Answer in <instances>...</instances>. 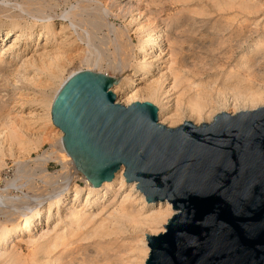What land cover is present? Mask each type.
<instances>
[{"label": "rangeland", "instance_id": "374dc122", "mask_svg": "<svg viewBox=\"0 0 264 264\" xmlns=\"http://www.w3.org/2000/svg\"><path fill=\"white\" fill-rule=\"evenodd\" d=\"M232 1L231 0H0V53H2L1 49L4 48V46L7 45L9 46L11 45V42L13 41L15 42L16 40L15 37H17V33L20 32L22 34V36L19 38L17 42L18 44L15 45L16 47L14 48V50H12L9 53H6L2 58L1 60L2 62L0 64V70L6 69L7 67L8 69L7 72L9 73L10 71V73L13 74L11 76L10 73L9 74L7 73V76H5L7 78L0 79L1 80L0 81V132H1L0 136H2V138H0V144H1L0 159L3 158L0 161L4 163L0 167V195L5 197L4 200L9 199L11 197V199H9V201L11 200L9 204L11 203L12 205L13 202L14 205L12 206L14 207L12 208L18 209L19 207H21L20 209L23 208L28 209L31 205V202L34 201V199L36 198L34 196L40 197L41 195L42 196L44 195L43 197H45L46 194L47 195L53 194L55 191H57V189L60 188L61 185L67 182L66 181L67 179L74 181V183L77 185V188L80 190V194H81L79 195L77 200L73 202L70 200L67 206L68 213L70 210L73 209V207L74 209L77 210L83 208V211H85L92 206L93 201L92 202L90 201L95 199L94 193L89 194L87 192L86 183L82 179L83 177L81 176V173L83 175L84 173L79 167V165L75 161L74 162L76 166L73 165L72 163L67 162L68 157H66L61 152V148L59 144L60 132L53 126L51 121H49V116L47 115H48V106H49L48 103H50V100L54 95L56 89L65 78H67L70 75H73L74 73L75 74L79 73L81 71L98 69L87 65V59L94 60L97 52H98L97 55L101 57L100 59L102 60L101 62L102 68L100 70L102 74L101 73L100 74L104 75L111 81L117 83V85H113L112 92L113 91L117 92V95L116 94L115 95L117 101L120 102H124L125 98L131 95V93H133L136 89H140V88L143 89V87L145 88V86L146 85L148 86V84L149 85L156 84L157 81L160 79L158 78V76L161 77L163 75L161 78L165 83L163 82L162 85L165 86L163 88V86L161 85V88L164 91H167L170 85L172 86L173 81L171 82V79H168L167 76L170 73L169 68L172 64L171 59L175 60V57L169 54V45H170L169 43L171 41L175 42V45L173 44L175 48H180L184 51V56L187 58V61L193 58L192 59L193 62L192 60H190L189 64L192 65V70L197 74V76H195L196 78L194 76H189V78L193 80L194 84H199V83L204 84L206 82L213 83L215 82L214 78L215 79L219 78L216 80L217 83L215 84L217 85L218 88L219 86L221 88L222 86L225 85L226 83L225 78H227L230 70L232 69L233 71L237 72L236 63L241 65L240 68L242 69L240 71L242 73L243 70L245 69L243 66H246L245 63L249 65L251 62L254 61V59L257 61L261 59L259 62H263L264 61L263 59L264 58L263 55L264 54V48H263L264 47V0H258L259 7L254 11L251 12L248 11V13L247 11L241 9L240 5L242 3H250L251 1L254 2V0H235L233 2ZM223 2H230V4H224ZM97 6L99 8L101 7L100 8L101 10H98ZM102 10L104 11V13L107 11L106 12L107 14L105 16H103L104 13L101 12ZM66 13L75 15V21L79 28L78 29L79 34H83L84 31H88V33L90 34V43L94 45L96 50L95 52L91 53L86 43H83L82 41L79 40L78 37H76L77 34L74 33V31H72V28L69 26L68 20L62 18V16ZM100 13H102L103 15ZM43 16H48L52 18V23L49 26L46 24L43 25V22L41 24L39 21H37L38 18H41ZM225 22L228 23L226 24ZM109 24L111 26H114V28L119 31L118 37H116V35L113 32H111L110 30L111 26ZM108 26L110 28H108ZM168 28L169 30L170 29L171 30L169 31ZM7 31L10 32V34L8 35V37L5 38V34ZM38 31L41 33L39 34ZM147 35L153 37H157L159 35L161 37L160 39L163 40L162 43H160V45H157L158 47H160V50L163 49L161 51L160 56L157 55V53L156 54L151 53L152 49L154 50L157 49V47H154L153 42L152 43L150 42V47H149L150 49L148 51L149 54L148 52L145 53V55L144 53L141 54L139 53V44L148 37ZM231 38L233 39V41H231L232 40ZM3 39L4 41L1 42V40ZM103 39H105L106 41ZM189 39L191 40L192 43H189L190 42ZM219 40H221L220 41L221 44L219 43ZM260 40H262L263 43L261 44V46L257 48L255 44L260 42ZM237 41L238 42L240 41L239 43L243 41L247 43H245V47L240 46L239 48H236V45L239 44ZM186 42L188 45L186 44ZM231 42L233 43L232 45L230 44ZM26 43H27V47H25ZM71 43L73 44L71 45ZM161 44L163 45L161 46ZM189 45H191L192 48ZM189 47L191 48V50ZM55 52L58 54H54ZM103 52L105 54H103ZM186 52H189L190 54ZM52 53L54 55L60 54L62 56L63 55L65 56V58H63V61L59 65L61 66L60 69L55 70V68L58 66L56 65L53 66V70H55L54 71L55 76L56 75L58 76L54 78L53 77L50 78L51 73L47 72L48 71L47 69L44 71V69L42 68L41 69L38 67L33 68L30 65H27L26 67L27 69L25 71L19 70L22 63L27 62L28 61L27 59L30 58L34 59L35 55L37 56V58H39V56L41 57L42 55H45L44 57H47L45 58L46 63L48 62L46 59H48L50 63L52 62L54 63L53 60L54 55ZM190 55H192L191 58L189 57ZM143 56H146V58L149 59L148 60L149 62L146 61V63H149L150 65V67L146 68L147 73L144 75V77H143L144 74L143 72L145 71H143V68L141 67L142 65L141 58ZM153 59L155 61L152 62L151 60ZM240 60L241 62H239ZM112 62L114 64L116 63V65L120 63L119 64L120 67L122 66V63H126L129 66L131 65L130 68L132 69V71L126 73L122 85H120L121 82L118 81L122 75L120 72L119 73L114 72V69L110 67V65L111 66L114 65ZM194 62L196 63V65ZM196 66L198 69H196ZM262 68L264 70V67ZM93 73H97V72H93ZM115 73H117V75H115ZM20 74H23L25 77H22ZM199 75L201 76L203 75L202 76L203 78H201V76ZM116 78L118 79L116 80ZM130 78L132 79V81L133 80L139 81V84H136L137 82H134L135 85H133L132 83H127ZM210 78H212L214 81ZM53 79L54 82H52ZM221 83H223V85ZM185 86L186 84L180 86L177 90H175L176 93L174 92L172 96L175 97V99H177L178 98L177 96H179L182 93V90L185 89ZM257 88H259L261 91L264 92L263 84H257ZM165 96L166 95L159 96L157 98L159 100L157 101V103L156 102H148V103L154 105L156 108H158L160 104L166 105L168 102H166L167 99H165ZM172 96L171 98H173ZM159 98L162 99L160 100ZM225 99L228 101V106L224 110V113L234 114L236 112H239L240 109H235L234 105H232L233 94L231 92L225 96ZM140 103H144V102H140ZM216 113L217 114H215V116L223 112L217 110ZM28 127H30V129ZM22 141L25 142V145L24 142ZM1 142H3L4 144ZM15 149L16 151H14ZM44 152L45 154L55 153V155H53L52 156L53 158H50L47 161L38 160V157L44 155ZM5 153L7 154L6 156H4ZM56 156L62 159L57 160L55 158ZM61 161H64V163ZM9 183L10 184L13 183V186H11ZM114 186H112V189L105 190L104 192H102L104 196L101 195L102 193L99 195L97 202H95L97 203L96 206H94L91 210L93 211L94 214H99L98 216L99 222L101 221L100 218L106 219L107 215H109L110 212L112 213L114 212V210L118 209L117 206L119 207L120 205L119 203H121L120 201H123L125 197L124 195H128L130 192L131 195L134 197V198L132 197L134 205L137 202L136 204L137 211L140 210L144 215L150 214L152 212V210H150L149 207L143 204V200L142 201L140 200V198L138 197L140 194L138 193L136 195L135 192L131 190L132 188L130 184H127L126 181H124L123 186L119 184H115ZM5 188H7L6 189L7 191L5 190ZM86 195L89 196L87 200H88V204L89 203L90 204L88 206H85L86 207L85 208L83 207V204L86 202V198H87ZM7 196L8 198H6ZM31 199L32 201H30ZM4 203L6 206L8 204V200L5 201ZM9 204L8 206L5 207L7 210L12 209L10 208L11 206ZM106 206L108 211L107 209L105 210ZM2 207L4 206L2 205ZM53 209L54 210L51 211V216L49 218L46 219V217H44L42 221V230H39V232L34 231L35 229L33 228H30L29 230H24L23 231L24 234L23 232H21L16 237L14 242H11L12 244L7 242L6 246L5 247L3 246V249H5L6 252L10 251V253H7L8 255L7 257H5V260L4 259L0 260V264H14V261L16 259L18 260L15 264H19L20 261L22 262L21 264H29L30 263L29 261H31V264H35V262L38 263V261H39L38 264H46L48 263L47 261L49 259L48 257L56 258L63 253V250L61 249L57 250L56 252L50 255L47 253V248H46L47 244L45 243V240L48 241L49 238L46 235V233L48 231L49 232L55 231V233L58 234L66 232L64 231L65 223L63 222V219L60 220L59 223L57 224V220H56L57 208L54 207ZM103 209L105 212L103 211ZM62 210L63 208L59 209L58 213L60 214ZM0 219L4 221L5 218L3 219V216L0 215ZM7 226H8V230L12 229L13 227L10 226V223H7ZM53 228L56 229L54 230ZM68 231L69 230H67V232ZM160 233L161 232H159L158 234ZM2 235H5V233ZM9 237H7L5 240H8ZM142 240H143L142 235H139L137 237L135 235L133 236L131 234L129 235L128 233L126 234V236L122 234L119 237L112 236V237H108L107 239L105 237L102 240L104 242H102L101 244H98L99 241L95 239L96 242H94V244L95 245L97 244L98 248H95L93 242H91V244H89L90 241L85 242L86 244L82 242L80 244L82 246V250H74L71 253H69L67 256L73 254L74 256L72 255L73 257L71 258L77 260L76 262L78 264H89V263L102 264L105 261L107 263L108 262L107 260H109L110 262L109 264H140L143 259L141 252L144 251L143 243H141ZM115 242L117 246L115 245ZM41 244L44 245L41 247ZM11 245L13 248L11 247ZM100 245H102L104 249H106L108 246V250L105 251ZM112 245L115 247L113 248ZM131 245L133 247H131ZM88 247L91 248L93 247V248L91 249ZM84 248H86L85 251L87 252L83 250ZM101 248L104 250V251L101 250L102 254L100 251L98 253V250ZM109 248H111V250ZM0 249H2V247H0ZM93 249L95 250V253ZM59 251L61 252V254ZM75 251L76 252L78 251L77 252L78 254L77 253L75 254ZM129 252H131L132 254ZM127 253L129 254L127 255ZM12 254L15 257L12 256ZM17 254L20 257L17 258ZM124 254L126 255L124 256ZM0 255H1V250H0ZM108 255L110 256V258L108 257ZM10 258H13V260L10 261L11 263L9 262ZM14 258L16 259L14 260ZM26 259L27 261H25Z\"/></svg>", "mask_w": 264, "mask_h": 264}, {"label": "water", "instance_id": "95a60500", "mask_svg": "<svg viewBox=\"0 0 264 264\" xmlns=\"http://www.w3.org/2000/svg\"><path fill=\"white\" fill-rule=\"evenodd\" d=\"M113 85L73 75L52 121L93 188L123 170L148 203L172 205L145 264H264V107L169 128L148 102L119 104Z\"/></svg>", "mask_w": 264, "mask_h": 264}, {"label": "bare ground", "instance_id": "6f19581e", "mask_svg": "<svg viewBox=\"0 0 264 264\" xmlns=\"http://www.w3.org/2000/svg\"><path fill=\"white\" fill-rule=\"evenodd\" d=\"M232 1V0H231ZM235 1V0H233ZM232 1V2H233ZM220 3V2H219ZM224 4H230V2H223ZM47 5V4H46ZM98 5V4H97ZM220 5V4H219ZM222 5V4H221ZM239 6V5H238ZM263 6V4H262ZM56 7V6H55ZM54 7V8H55ZM78 7V6H77ZM222 7V6H221ZM259 7V4H258V0L254 2L251 1L250 3H242L240 5V8L243 9L244 11H248L251 12V11H254L256 10L257 8ZM98 10H101L98 6H97ZM216 8V7H215ZM23 9V8H22ZM58 9V8H56ZM263 9V7H262ZM224 10V9H223ZM85 11V10H84ZM93 11V10H92ZM96 11V9H95ZM100 12V11H99ZM98 12V14H99ZM102 13H104V11L102 10L101 11ZM107 12V11H106ZM104 13V15L102 13L103 16H105L107 13ZM77 13V12H76ZM250 14V13H249ZM253 14V13H251ZM108 17V16H107ZM106 17V18H107ZM63 19H66L68 20L69 22V26L72 28V31H74V33L77 34L76 37L79 38L80 41H82L83 43H86L87 47L89 48V51L92 52H95V47L94 45H92V43H90V34L88 33V31H84L83 34H79L78 33V26L76 24V21H75V15L73 14H64L62 16ZM80 18V16H79ZM23 20V19H22ZM37 21H39L41 24L43 22V25L46 24V25H50L52 23V18L51 17H48V16H43L41 18H38ZM45 21V22H44ZM225 21V20H224ZM39 23V24H40ZM105 23V22H104ZM164 23V22H163ZM177 23V21H176ZM226 23V22H225ZM228 23V22H227ZM226 23V24H227ZM38 24V25H39ZM91 24V23H90ZM93 25V24H92ZM97 25V24H96ZM108 25V24H106ZM110 25V24H109ZM98 26V25H97ZM96 26V27H97ZM111 26V25H110ZM144 27V26H143ZM170 27V25H169ZM47 28V27H45ZM62 28V27H61ZM94 28V27H93ZM108 28H110L108 26ZM146 28V27H145ZM182 28V27H181ZM225 28V27H224ZM223 28V29H224ZM229 29V28H228ZM37 30V29H36ZM62 30V29H61ZM64 30V28H63ZM111 32H113L116 37H118L119 35V31L117 29L114 28V26H111L110 28ZM139 30V28H138ZM149 30V29H148ZM169 30V28H168ZM167 30V31H168ZM171 30V29H170ZM169 30V31H170ZM184 30V29H183ZM188 30V29H187ZM190 30V29H189ZM91 31V30H90ZM93 31V30H92ZM147 31V30H146ZM224 31V30H222ZM239 31V30H238ZM151 32V31H150ZM181 32V31H180ZM183 32V31H182ZM221 32V31H220ZM251 32V31H250ZM253 32V31H252ZM38 33L40 34L41 32L38 31ZM55 33V32H54ZM59 33V32H58ZM140 33V32H139ZM178 33V31H177ZM191 33V32H190ZM10 34V32H6L5 34V38L8 37V35ZM56 34V33H55ZM99 34V33H98ZM144 34V33H143ZM168 34V33H167ZM221 34V33H219ZM33 35V34H32ZM45 35V34H44ZM173 35V34H172ZM22 36V34L19 32L17 33V37H15V42H11V45H7V46H4V48H2V53H0V64H1V60L2 58L4 57V55L6 53H9L11 52L12 50H14V48L16 47L15 45H17L18 43V40L19 38ZM128 36V35H127ZM141 36V35H140ZM148 37L146 39H144L140 44H139V53H147L149 51V47H150V42L152 43L153 42V45L154 47H157L156 50L152 49L151 50V53H157V55L160 56L161 54V51L163 49L160 50V47H158L157 45H160V43H162L163 40H161L160 36L158 35L157 37H153V36H150V35H147ZM155 36V35H154ZM181 36V35H180ZM220 36V35H218ZM55 37V36H54ZM63 37V36H62ZM125 37V36H124ZM144 37V36H143ZM178 37V36H177ZM216 37V36H215ZM222 37V36H221ZM27 38V37H26ZM95 38V37H94ZM174 38V36H173ZM262 38V37H261ZM171 39V38H170ZM216 39V38H214ZM218 39V38H217ZM221 39V38H220ZM232 39V38H231ZM229 39V40H231ZM237 39V38H236ZM29 40V39H27ZM31 40V39H30ZM105 40V39H103ZM193 40V39H192ZM4 41L1 40V42ZM106 41V40H105ZM189 43H192L191 40L189 39ZM221 40H219V43H220ZM233 41V39L231 40ZM79 42V41H78ZM100 42V41H99ZM98 42V43H99ZM113 42V41H112ZM111 42V43H112ZM172 42V41H171ZM169 43V54L172 56L175 57V60L171 59V66L169 68V75L168 76V79H171V82L173 81V84L172 86L170 87L169 86V89L167 91H164L162 88H161V85L163 84V80H162V76L158 78H160L156 84L154 85H149L148 86L146 85L145 88L143 87V89H134L135 91L133 93H131V95L127 96L125 98V101L124 102H120V101H117L119 104H122L123 106H129L131 105L132 103L134 102H137V101H140V102H156L159 101L157 98L159 96H165V99H167L166 102H168L166 105L164 104H160V106L158 107V118H159V123L161 125H165L166 127H169V128H173L175 126H180L182 125L184 122L186 121H192L194 122V124L198 125V124H202V123H210L213 118L215 117V114L217 110H220L221 112L224 113V110L227 108L228 106V101L225 99V96L228 95L230 92L233 94V100H232V105H234V108L235 109H240L239 112H243V111H252V110H256L258 108H261V107H264V92L261 91L259 88H257V84H263L264 85V70L262 67H264V61L263 62H259L257 60L254 59L253 62H251L249 65H247V63H245L246 66H243L245 69L243 70V72L241 73V65L240 64H237L236 63V71H233L232 69L230 70L227 78L226 79V83L224 86H222L220 88L217 87V85L215 83L217 79L214 78L215 82H213L214 80L212 78L213 83H204V84H194L193 80H191L189 78V76H197V74L192 70V65L189 64V61L192 60L190 59L189 61H187V58L184 56V51L180 48H175L173 46V44L175 45V42L173 41L172 43ZM217 42V41H216ZM235 42V41H234ZM238 42V41H237ZM240 42V41H239ZM238 42V43H239ZM13 43V44H12ZM65 43V42H64ZM63 43V44H64ZM77 43V42H76ZM105 43V42H103ZM229 43V42H228ZM245 41L239 43V44H235L236 45V48H239L240 46L241 47H245ZM262 40H260V42L256 43L255 46H257V48L259 46H261L262 44ZM73 43H71L72 45ZM187 44V42H186ZM221 44V43H220ZM223 44V43H222ZM231 45L233 44L232 42L230 43ZM4 45V44H3ZM116 45V44H115ZM120 45V44H119ZM163 44H161L162 46ZM188 45V44H187ZM234 45V46H235ZM253 45V44H252ZM2 46V45H1ZM186 46V45H185ZM191 48L192 46L189 45ZM222 46V45H220ZM224 46V45H223ZM230 46V45H229ZM25 47H27V43L25 45ZM98 47V46H96ZM106 47V45H105ZM121 47V46H120ZM189 47V48H190ZM87 48V49H88ZM168 48V46H167ZM182 48V47H181ZM187 48V47H185ZM188 48V49H189ZM190 48V50H191ZM264 48V47H263ZM118 49V47H117ZM184 49V47H183ZM187 49V51H188ZM232 49V48H231ZM235 49V48H234ZM243 49V48H242ZM167 50V49H166ZM262 50V49H261ZM100 51V50H99ZM123 51V50H122ZM138 51V50H137ZM258 51V50H257ZM59 52V51H58ZM63 52V51H62ZM115 52V51H114ZM117 52V51H116ZM228 52V51H226ZM45 53V52H44ZM43 53V54H44ZM61 53V52H60ZM98 53V52H97ZM96 53V56H95V59L94 60H88L87 59V65L90 66V67H93V68H98V69H94V70H87V72H97V73H101V62L102 60L100 59L101 57H99ZM186 53H189V52H186ZM230 53H231V50H230ZM35 54V52H34ZM50 54V53H49ZM53 54V53H52ZM54 54H58V53H54ZM53 54V55H54ZM67 54V53H66ZM103 54H105L103 52ZM119 54V53H118ZM149 54V52H148ZM167 54V55H169ZM190 54V53H189ZM223 54V53H221ZM226 54V53H225ZM224 54V55H225ZM260 54V53H259ZM38 55H41V54H38ZM163 55V54H162ZM194 55V54H193ZM197 55V54H196ZM229 55V54H228ZM255 55V54H253ZM264 55V54H263ZM33 56V55H32ZM45 55H42L41 57L39 56V58H37V56L35 55L34 59L30 58V59H27L28 61L27 62H24L22 63L21 67L19 68V70H23L25 71L27 68V65H30L31 67H38V68H42L44 69V71L47 69L48 71L47 72H50L51 73V77L50 78H54L58 75L55 76V73L54 71L56 69H60L61 66H59L61 64V62L63 61V58H65V56L63 57L62 55H54V63H50V61L48 59H46L48 62V64L46 63L45 61V58L47 57H44ZM105 56V55H104ZM113 56V55H112ZM192 55H190L189 57L191 58ZM195 56V55H194ZM258 56V55H257ZM256 56V57H257ZM260 56V55H259ZM118 57V56H117ZM157 57V56H156ZM173 57V58H174ZM177 57V59H176ZM243 57V56H241ZM90 58V57H89ZM119 58V57H118ZM153 58V57H152ZM260 58V57H259ZM106 59V58H105ZM157 59V58H156ZM224 59V58H223ZM229 59V58H228ZM257 59V58H256ZM264 59V58H263ZM25 60V59H24ZM23 60V61H24ZM104 60V59H103ZM139 60V59H138ZM149 59L146 58V56H143L141 58V67L143 68V77L144 75L147 73V70L146 68L147 67H150L149 63H146L149 62L148 61ZM250 60V59H249ZM22 61V62H23ZM52 61V60H51ZM124 61V60H123ZM122 61V62H123ZM152 62L155 61L154 59L151 60ZM251 61V60H250ZM114 62V61H113ZM112 62V63H113ZM169 62V61H168ZM193 62V60H192ZM190 62V63H192ZM196 62V60H195ZM194 62V63H195ZM241 62V60L239 61ZM193 63V64H194ZM244 63V62H242ZM110 64V63H109ZM114 64V63H113ZM120 63H118L116 65V63L110 67H112L114 69V72H120L121 73V77L119 78L118 81H120V85H122L123 83V80H124V77L126 76V73L127 72H131L132 69L130 68V66L126 63H122V66L120 67L119 65ZM123 64H126V65H123ZM167 64V63H166ZM56 65L58 67L55 68V70H53V66ZM196 65V63H195ZM198 65V64H197ZM29 66V67H30ZM175 66V67H173ZM194 66V65H193ZM235 66V65H234ZM51 67V69H50ZM139 67V66H138ZM22 68V69H21ZM141 68V69H142ZM200 68V67H199ZM145 69V70H144ZM196 69L197 66H196ZM7 67L6 69H2L0 70V79H5L7 77ZM11 70V69H10ZM151 70V68H150ZM205 70V69H204ZM40 71H43V70H40ZM149 71V70H148ZM17 72V71H16ZM57 72V71H56ZM167 72V71H166ZM10 73V71H9ZM8 73V74H9ZM19 73V72H18ZM141 73V72H140ZM11 74V73H10ZM46 74V73H45ZM49 74V73H48ZM77 74V73H76ZM102 74V73H101ZM150 74V73H149ZM13 74H11L12 76ZM22 77H25V73L24 75L23 74H20ZM75 75V73L73 74ZM73 75H70L68 76L67 78H65L61 83L60 85L58 86V88L56 89L54 95L52 96L51 100H50V103L49 106H48V115L49 116V121H51V123L53 124V121H52V106H53V103H54V100L57 96V94L59 93L60 89L62 88V86L67 82V80L69 78H71ZM115 75H117V73H115ZM49 76V75H48ZM201 76V75H199ZM203 76V75H202ZM201 76V78H203ZM20 77V76H19ZM116 77V76H115ZM128 77V76H127ZM132 77V76H131ZM141 77V76H140ZM205 77V76H204ZM49 78V77H47ZM133 78V77H132ZM150 78V77H149ZM196 78V77H195ZM200 78V79H201ZM10 79V78H9ZM118 78H116L117 80ZM138 79V78H137ZM146 79V77H145ZM194 79V78H192ZM56 80V78H55ZM1 81V80H0ZM50 81V79H49ZM143 81V80H142ZM168 81V80H167ZM210 81V80H209ZM54 82V79L53 81ZM127 82V81H126ZM134 82H137L136 84H139V81H132V79L130 78L128 80L127 83H132L133 85H135ZM169 82V81H168ZM197 82V81H196ZM202 82V81H201ZM204 82V81H203ZM152 83V82H151ZM165 83V82H164ZM170 83V82H169ZM219 83V82H218ZM183 84H186L185 86V89L182 90V93L177 96L178 98L175 99V97H173L172 95L174 94L175 90H177L180 86H182ZM220 84V83H219ZM223 85V83H221ZM131 85V84H130ZM163 88L165 85H162ZM121 87V86H120ZM183 88V87H182ZM180 91V90H179ZM114 94L117 95V92L116 91H113ZM176 93V92H175ZM171 96L174 98H171ZM164 98V97H162ZM162 98H159L160 100ZM164 99V100H165ZM159 103V102H158ZM239 112H236L234 114H237ZM233 114V115H234ZM37 115V114H36ZM38 120V119H37ZM53 126L60 132V141H59V144H60V148H61V152L66 156L68 157V163H72L73 165L76 166L74 160L67 154V152L65 151V148H64V145H63V133L53 124ZM20 127V126H19ZM30 129V127H28ZM18 130V129H17ZM27 130V128H26ZM6 132V131H5ZM58 132V133H59ZM1 133V132H0ZM22 133V132H21ZM25 133V132H24ZM28 133V132H27ZM5 135V134H3ZM32 135V134H30ZM36 135V134H34ZM38 135V133H37ZM17 136V135H16ZM25 136V135H24ZM29 136V135H28ZM18 137V136H17ZM27 137V136H26ZM38 137V136H36ZM59 137V136H58ZM0 138H2V136H0ZM34 138V137H33ZM5 139V138H4ZM3 139V141H4ZM31 139V138H30ZM23 140V139H22ZM25 140V138H24ZM9 141V140H8ZM15 141V140H14ZM19 141V140H18ZM24 142V141H22ZM27 142V141H26ZM3 143V142H1ZM8 143V142H7ZM18 143V142H17ZM30 143V142H29ZM4 144V143H3ZM22 144V143H21ZM1 145V144H0ZM14 145V144H13ZM24 145H25V142H24ZM4 146V145H3ZM23 146V145H22ZM27 146V144H26ZM8 147V146H7ZM12 147V146H11ZM10 147V149H11ZM18 147V146H17ZM16 147V148H17ZM9 148V147H8ZM1 149V148H0ZM9 149V150H10ZM28 149V147H27ZM4 150V149H3ZM16 151V149L14 150ZM4 152V151H3ZM7 152V151H6ZM10 153V152H9ZM17 153V152H16ZM23 153V152H22ZM21 154V153H20ZM7 154L5 153L4 156H6ZM55 155V153H47L45 154L44 152V155L38 157V160L40 161H47L49 160L50 158H53L52 156ZM2 156V157H4ZM11 156V155H10ZM57 160H61L62 158L56 156L55 157ZM3 159V158H2ZM0 159V160H2ZM64 163V161H61ZM4 163H2V161H0V167L3 165ZM66 164V163H65ZM81 172V171H80ZM80 174V173H79ZM124 173H123V170L121 172H119L118 174H116V176L114 177V179L108 183V182H104L100 188H93L89 181L87 180L86 176H84L82 173H81V176L83 177L82 179L85 181L86 183V190L87 192L90 194V193H94V196H95V199L91 200L90 202L93 201V204L92 206L83 211V208L81 209L80 207V210H77V209H74V205L72 206L73 207V211L70 210L69 213L67 211V206L70 202V200L73 202L75 200L78 199L79 195L80 194V190L77 188V185L74 183V181L72 180H67L66 179V183H64L63 185L60 186L59 189H57V191H55L53 194L51 195H45V197H43L42 195L40 197L38 196H34L36 197L34 199V201H32V199L30 201L31 202V205L28 209H20L21 207H19L18 209H14L12 207L13 202H12V205L11 203L9 204V202H11V200L9 201V199H11V197L9 199H6L4 200L5 197H3L2 195H0V215L3 216V219L4 221H2L0 219V247H2L1 250V255H0V260L1 259H4L5 260V257H7V253H10L9 252H6L5 249H3V246L5 247L6 246V243L9 242H14V240L16 239V237L21 233L23 232L24 230H29L30 228H33L35 229L34 231L36 232H39V230H42V221L44 219V217L49 218L51 216V211L54 210L53 208H57L56 209V213H57V224L59 223L60 220L63 219V222L65 223V229L64 231L66 232H63L61 234H58V233H55V231H52V232H47L45 231L46 235L48 236L49 240L46 241L45 240V243L47 244L46 248H47V253L50 255V254H53L54 252H56L57 250L61 249L63 250V253L60 254L58 257L56 258H52V257H48L49 259L47 260L48 263L46 264H78L75 260V259H72L71 257H73L74 255L71 254L70 256H67L69 253H71L72 251L74 250H82V246L80 245L82 242H87V241H90L89 244H91V242H93V245L96 240L98 244H101L102 241L105 237L106 239L108 237H112V236H120L122 234H124L126 236V234L128 233L129 235L131 234L132 236L135 235V236H139V235H142V238L143 240L141 241V243H143V247H144V251L141 252V255L143 256V259H142V262L140 264H145L146 263V260L149 256V253H150V249H149V246H148V240H147V237L146 236H155L157 235L159 232L163 233L165 231V228H164V225L167 224L168 220L175 214V211L173 210V207L170 203L168 202H158V203H148L146 201V199H144V196L140 193V191L137 189V185L135 183L133 184H130L131 186V190L135 192V194L137 195L138 193L140 194L138 197L140 198V200L142 201L143 200V204L147 207L150 208V210H152V212L150 214H147V215H144L140 210H136V204L134 205L133 203V200H132V195H131V192L128 194V195H124V199L123 201H120L121 203H119V207L117 206L118 209L114 210V212H110L109 215H107V218L105 219H101L100 218V222L98 220V216L99 214H94L92 210V208L94 206H96L97 203V199L99 197V195L104 192L105 190H109V189H112V186H114L115 184H119L121 186L124 185V181L125 178H124ZM16 182V181H15ZM14 182V183H15ZM52 182V181H51ZM127 183V182H126ZM10 184V183H9ZM128 184V183H127ZM11 186H13V183L10 184ZM21 185V184H20ZM9 186V185H8ZM7 186V188H8ZM10 186V188H11ZM15 186V185H14ZM19 186V185H18ZM17 186V188H18ZM129 186V187H130ZM115 187V186H114ZM5 188V190L7 189ZM16 188V187H15ZM73 189V190H72ZM9 190V189H8ZM7 191V190H6ZM36 195V194H35ZM103 195V193L101 194ZM117 195V193H116ZM115 195V196H116ZM87 196V195H86ZM104 196V195H103ZM135 196V195H134ZM88 197L86 198V202L83 204V207L85 206H88ZM91 197V196H90ZM137 197V196H136ZM8 198V196L6 197ZM16 198V197H15ZM23 198V197H21ZM82 198V197H81ZM103 198V197H102ZM134 198V197H133ZM74 199V200H73ZM8 200V204L11 206H9L10 208H12L11 210H7L5 207L8 206V204L5 206V201ZM14 200V199H13ZM12 200V201H13ZM114 200V199H113ZM85 201V200H84ZM112 201V200H111ZM139 201V200H138ZM135 202V201H134ZM114 203V202H113ZM77 204V202H76ZM80 204V205H81ZM112 204V202H111ZM110 204V205H111ZM2 205L4 207H2ZM24 205V204H23ZM109 205V203H108ZM107 205V206H108ZM17 206V205H16ZM20 206V205H19ZM26 206V205H25ZM76 206V205H75ZM107 206L105 207V210L107 209ZM24 207V206H23ZM111 207V206H110ZM143 207V206H142ZM9 208V209H10ZM63 210L61 211V213L59 214L58 213V210L59 209H62ZM86 208V207H85ZM144 208V207H143ZM146 208V207H145ZM110 209V208H109ZM138 209V208H137ZM91 211V212H90ZM104 211V209H103ZM108 211V209H107ZM144 211V210H143ZM54 212V211H53ZM90 212V213H89ZM105 212V211H104ZM88 213V214H87ZM98 213V212H97ZM103 213V212H102ZM108 213V212H107ZM147 213V212H146ZM105 214V213H104ZM102 216V215H101ZM104 217V216H103ZM55 220V221H56ZM99 222V223H98ZM7 223H10V226H13L12 229L8 230V226H7ZM46 223V222H45ZM45 225V224H44ZM47 225V224H46ZM64 225V224H63ZM46 227V226H45ZM55 227V226H54ZM163 228V229H161ZM54 229V228H53ZM52 229V230H53ZM56 229V228H55ZM54 229V230H55ZM67 230H69L67 232ZM161 230V231H160ZM51 231V230H50ZM5 235H2L4 234ZM34 233V232H33ZM24 234V232H23ZM39 235V234H38ZM10 236V237H9ZM7 237H9L8 240H5ZM36 237V236H35ZM124 237V236H123ZM122 237V238H123ZM24 238V237H23ZM115 238V237H113ZM117 238V237H116ZM34 239V238H33ZM44 239V238H43ZM46 239V238H45ZM111 239V238H110ZM125 239V238H124ZM31 240V239H30ZM135 240V239H134ZM138 240V238H137ZM39 241V240H38ZM115 241V240H114ZM127 241V240H126ZM31 242V241H30ZM41 242V240H40ZM117 242V241H116ZM116 242H115V245H116ZM39 243V242H38ZM107 243V242H106ZM110 243V242H109ZM124 243V242H123ZM122 243V244H123ZM12 244V243H11ZM37 244V243H36ZM35 244V245H36ZM86 244V243H85ZM84 244V245H85ZM105 244V243H104ZM131 244V243H129ZM44 245V244H43ZM41 244V247L43 246ZM109 245V244H108ZM133 245V244H132ZM131 245V247H133ZM136 245V244H135ZM33 246V245H32ZM103 249L104 247L102 245H100ZM105 246V245H104ZM107 246V245H106ZM113 246V245H112ZM117 246V245H116ZM125 246V245H124ZM123 246V248H124ZM12 247V245H11ZM37 247V246H36ZM35 247V248H36ZM86 247V246H85ZM115 246H113L114 248ZM120 247V246H119ZM118 247V248H119ZM126 247V246H125ZM13 248V247H12ZM11 248V249H12ZM32 248V247H31ZM34 248V247H33ZM45 248V247H44ZM88 248H91V247H88ZM93 248V247H92ZM91 248V249H92ZM95 248H98L97 247V244L95 245ZM97 249L98 250V253L99 251L101 252V250L103 249ZM112 248V247H111ZM111 248H109L111 250ZM117 248V249H118ZM116 249V248H115ZM131 249V248H130ZM36 250V249H35ZM84 251L86 250V248L83 249ZM94 250V249H93ZM96 250V251H97ZM105 251L108 250V246L106 249H104ZM103 250V251H104ZM109 250V251H110ZM127 250V249H126ZM132 250V249H131ZM91 251V250H90ZM134 251V250H133ZM14 252V250H13ZM12 252V253H13ZM78 252V251H77ZM75 251V254L77 253ZM80 252V251H79ZM87 252V251H85ZM93 252V251H92ZM111 252V251H110ZM127 252V251H126ZM38 253V252H37ZM84 253V252H83ZM94 253H95V250H94ZM108 253V252H106ZM131 253V252H129ZM127 253V255L129 254ZM16 254V253H15ZM45 254V253H44ZM43 254V255H44ZM58 254V253H56ZM78 254V253H77ZM102 254V252H101ZM132 254V253H131ZM37 255V254H36ZM41 255V254H40ZM39 255V256H40ZM73 255V256H72ZM86 255V254H85ZM106 255V254H105ZM126 254H124L125 256ZM12 256H14L12 254ZM53 256V255H52ZM98 256V254H97ZM103 256V255H102ZM113 256V255H112ZM123 256V257H124ZM130 256V255H129ZM10 257V256H9ZM15 257V256H14ZM20 257L18 254H17V258ZM85 257V256H84ZM100 257V256H99ZM108 257L110 258V256L108 255ZM107 257V258H108ZM127 257V256H126ZM34 258V257H33ZM37 258V257H36ZM47 258V256H46ZM80 258V257H79ZM113 258V257H112ZM111 258V259H112ZM122 258V256H121ZM11 259V260H10ZM9 259V262L13 260V258H10ZM16 258H14L15 260ZM23 259V258H21ZM77 259V257H76ZM91 259V258H90ZM127 259V258H126ZM131 259V258H130ZM18 259H16L14 261V264L17 262ZM32 260V259H30ZM34 260V259H33ZM124 260V259H123ZM122 260V261H123ZM27 261V259L25 260ZM29 261V260H28ZM37 261V260H36ZM45 261V260H43ZM42 261V262H43ZM100 261V260H99ZM108 264L110 263L109 260H107ZM30 262V263H29ZM28 263L31 264V261H29ZM35 262V261H34ZM32 262V263H34ZM124 262V261H123ZM11 263V262H10ZM22 262L20 261L19 264H21ZM26 263V262H24ZM37 262H35L36 264ZM39 263V261H38ZM37 263V264H38ZM41 263V261H40ZM106 261L103 262L102 264H107ZM113 263V262H112ZM120 263V262H119ZM90 264V263H89ZM100 264V263H98Z\"/></svg>", "mask_w": 264, "mask_h": 264}]
</instances>
